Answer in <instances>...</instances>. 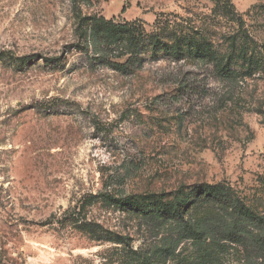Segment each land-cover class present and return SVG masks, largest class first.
I'll use <instances>...</instances> for the list:
<instances>
[{
    "label": "rangeland",
    "instance_id": "rangeland-1",
    "mask_svg": "<svg viewBox=\"0 0 264 264\" xmlns=\"http://www.w3.org/2000/svg\"><path fill=\"white\" fill-rule=\"evenodd\" d=\"M0 264H264V0H0Z\"/></svg>",
    "mask_w": 264,
    "mask_h": 264
},
{
    "label": "trees",
    "instance_id": "trees-1",
    "mask_svg": "<svg viewBox=\"0 0 264 264\" xmlns=\"http://www.w3.org/2000/svg\"><path fill=\"white\" fill-rule=\"evenodd\" d=\"M76 27L75 34L82 39V35L85 34V30L90 28L91 30L104 29L109 35L110 39L107 40L104 44L106 46H111L113 42H118V45H121L120 41L125 37H127V43L129 40H133V34L136 33L140 27L136 28L133 25H124L117 26L114 24L113 20H106L103 17L97 16H76ZM103 31V30H102ZM126 40V39H123ZM117 45V44H116ZM115 45V46H116ZM178 195H181L178 197ZM163 195H160V199L158 203H152L148 205H140L138 201L133 200L132 198H124L123 200H113L115 203H118L121 207H125L126 209L132 211H141L144 214L153 213L156 214L160 219L163 220H173L176 222H180L186 214V210L188 207L196 204V205H223L237 212L239 210L240 213L244 211L247 215H250L247 210L244 209L242 203L232 197L228 193V191L222 189L209 188L207 186H197L192 187V189L187 190L184 193L180 194L174 193L169 194L167 199L163 198ZM165 199V200H164ZM246 216V215H245ZM251 216V215H250ZM247 217V216H246ZM251 218V217H248ZM228 240L234 243H239V245L245 246L247 243L249 246H245V248L250 250V246L252 248L253 244L256 243V240H240L234 238L231 235H228Z\"/></svg>",
    "mask_w": 264,
    "mask_h": 264
}]
</instances>
